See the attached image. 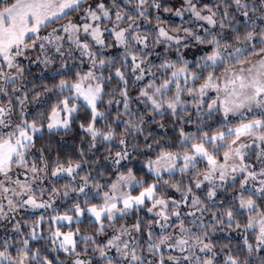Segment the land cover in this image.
<instances>
[{
	"label": "snow or ice",
	"instance_id": "obj_1",
	"mask_svg": "<svg viewBox=\"0 0 264 264\" xmlns=\"http://www.w3.org/2000/svg\"><path fill=\"white\" fill-rule=\"evenodd\" d=\"M0 264H264V0H2Z\"/></svg>",
	"mask_w": 264,
	"mask_h": 264
},
{
	"label": "trees",
	"instance_id": "obj_2",
	"mask_svg": "<svg viewBox=\"0 0 264 264\" xmlns=\"http://www.w3.org/2000/svg\"><path fill=\"white\" fill-rule=\"evenodd\" d=\"M0 2H2V0H0ZM73 136H77V133L68 134V136L65 137V142L70 145L72 143ZM77 139H78V136H77Z\"/></svg>",
	"mask_w": 264,
	"mask_h": 264
},
{
	"label": "rangeland",
	"instance_id": "obj_3",
	"mask_svg": "<svg viewBox=\"0 0 264 264\" xmlns=\"http://www.w3.org/2000/svg\"><path fill=\"white\" fill-rule=\"evenodd\" d=\"M177 2H179V0H177Z\"/></svg>",
	"mask_w": 264,
	"mask_h": 264
}]
</instances>
